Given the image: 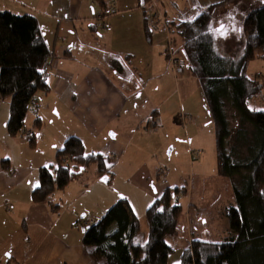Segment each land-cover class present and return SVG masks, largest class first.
<instances>
[{"label":"crops","instance_id":"obj_1","mask_svg":"<svg viewBox=\"0 0 264 264\" xmlns=\"http://www.w3.org/2000/svg\"><path fill=\"white\" fill-rule=\"evenodd\" d=\"M2 1L0 11L38 20L52 56L46 68L50 91L38 95L25 120L34 146L26 137L9 135L11 99L0 101V263L95 264L83 246V219L98 221L127 200L145 228L148 208L167 188H179L172 174L179 167L178 130L192 121L183 92L193 74L187 66L177 75L171 72L165 33L147 42L139 0H105V16L94 0ZM262 2L158 0L169 20H186L224 4L216 12L215 27L223 24L220 35L226 30L229 36L219 35L217 46L233 40L236 32L241 36L240 20ZM244 4L249 9L240 11ZM114 55H120V75L111 69ZM72 137L83 142L88 154L111 158L107 174L97 178L92 167L64 192L35 204L39 170L55 164L57 151ZM190 151L196 152L188 149L189 156ZM3 161L10 162L12 174L3 169ZM217 231L224 239L227 229ZM188 232L190 245L192 227Z\"/></svg>","mask_w":264,"mask_h":264},{"label":"trees","instance_id":"obj_2","mask_svg":"<svg viewBox=\"0 0 264 264\" xmlns=\"http://www.w3.org/2000/svg\"><path fill=\"white\" fill-rule=\"evenodd\" d=\"M94 1L105 16V0ZM147 1L139 0V5L144 9L145 35L151 43L155 33ZM157 5L162 11L158 0ZM223 5L211 6L186 20H169L162 11L171 28L175 56L182 54L181 59L203 89L215 128L218 170L230 179L235 198V204L226 209L229 226L224 239L211 242L193 236L179 264H264V111L249 108L264 84L258 76L246 74L250 62L264 60V0L244 17L241 36L245 43L240 59L217 51L215 16ZM51 56L35 17L0 11V101L11 99L7 125L11 137H26L25 120L31 106L39 94L50 91L46 68ZM119 57L110 58V65L120 75ZM34 127H41L40 119ZM28 140L35 145L34 136ZM110 161L88 154L80 139L69 138L57 151L55 164L39 170L40 185L33 191L32 201L46 203L95 166L97 178H103ZM9 163L3 161L2 167L12 174ZM181 191L186 190L167 188L148 208L146 242L138 241L141 222L127 200L118 201L91 225L84 223L89 218L83 219V246L88 256L95 264H170L175 250L169 240L179 236L183 217Z\"/></svg>","mask_w":264,"mask_h":264},{"label":"rangeland","instance_id":"obj_3","mask_svg":"<svg viewBox=\"0 0 264 264\" xmlns=\"http://www.w3.org/2000/svg\"><path fill=\"white\" fill-rule=\"evenodd\" d=\"M258 1L261 0H253V2ZM5 3L0 0V5ZM253 6L252 9L260 5L255 6L254 4ZM246 8L249 9L248 4H244L240 8V11H245ZM242 24L243 21L240 20V25ZM222 27H224L223 24L218 29L220 30ZM225 31L223 30V33L220 35L221 38L225 39L229 36V32L224 33ZM234 39L235 41H233ZM234 39L224 45H219L220 43H218L217 51L221 56L234 59L241 58L244 50V39L242 36L237 35V32ZM167 57L170 63V56ZM181 57L178 54L175 56L176 59H181ZM246 74L250 78L258 76V79L264 84V60L257 58L250 62L247 65ZM193 80L192 83L189 82L186 85L183 92V99L187 106V113H189L187 116L192 121L186 124V129H183V131L182 129L178 130L179 140L176 148L180 152V156L178 157L179 167L175 168V173L172 174L176 178L174 184L178 185L181 190L184 189L186 191L179 193L180 202L183 206V217L179 224V236L169 240V243L175 250L169 260L170 264H177L181 260L183 250L188 247L187 239L190 237L188 231L191 232V227L192 234L196 238L211 242L222 240L216 235L218 233L217 230L225 231L228 229L229 220L225 214H219V211L230 204H235L231 181L229 178L220 175L218 170L215 128L213 124H210L212 123V117L208 103L199 80L194 76ZM33 104H35L33 106H36V102ZM249 108L255 111L264 110V87L249 102ZM30 127V123L28 122L26 128L30 129ZM184 135H187V137H184ZM32 137V134L26 132L27 139H31ZM190 139L192 143H190ZM188 149L196 151L194 152V156L187 154ZM181 151H186V153L181 154ZM88 173L87 176H89ZM123 176L124 174L120 171V178ZM131 191L133 193L137 192L135 190ZM187 216H189V220L192 222V224L189 223L188 229L186 224ZM79 229L82 232L85 231L82 224L79 226ZM147 234V227L145 225V228H142L138 241L146 242Z\"/></svg>","mask_w":264,"mask_h":264},{"label":"built area","instance_id":"obj_4","mask_svg":"<svg viewBox=\"0 0 264 264\" xmlns=\"http://www.w3.org/2000/svg\"><path fill=\"white\" fill-rule=\"evenodd\" d=\"M145 7L149 11V15L151 18L152 32L153 33L163 32L168 36L167 53L168 56H170L171 72L177 75L184 67H186V63L183 59L175 58V52L172 44L171 28L166 22V19L162 11L158 7L157 0H148ZM94 221H95L94 219L89 218L84 223L85 225H91L94 223Z\"/></svg>","mask_w":264,"mask_h":264},{"label":"snow or ice","instance_id":"obj_5","mask_svg":"<svg viewBox=\"0 0 264 264\" xmlns=\"http://www.w3.org/2000/svg\"><path fill=\"white\" fill-rule=\"evenodd\" d=\"M261 111H264V110H261Z\"/></svg>","mask_w":264,"mask_h":264}]
</instances>
